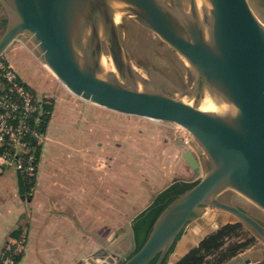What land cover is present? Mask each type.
<instances>
[{"label":"water","instance_id":"1","mask_svg":"<svg viewBox=\"0 0 264 264\" xmlns=\"http://www.w3.org/2000/svg\"><path fill=\"white\" fill-rule=\"evenodd\" d=\"M0 9L6 19L0 56L28 35L71 93L114 111L175 123L206 157L204 172L164 206L138 249L134 220L82 264H109L113 257L116 264H149L154 258L153 264L165 258L176 264L207 234L240 221L264 243V223L234 202L236 193L264 211V23L248 0H0ZM118 14L174 50L189 80L179 85L152 66L141 74ZM182 156L191 168L199 167L190 149ZM228 190L225 201L221 195ZM200 206L208 209L194 217ZM127 235L131 249L109 253ZM262 258L264 245L225 264Z\"/></svg>","mask_w":264,"mask_h":264},{"label":"crops","instance_id":"2","mask_svg":"<svg viewBox=\"0 0 264 264\" xmlns=\"http://www.w3.org/2000/svg\"><path fill=\"white\" fill-rule=\"evenodd\" d=\"M26 41V35L16 39L2 56L52 106L34 175L23 180L14 168L0 173V263L19 232L23 246L15 264H82L115 241L157 192L176 180L200 177L204 154L175 123L74 95ZM186 149L198 168L186 163ZM131 247L127 235L109 253ZM116 263L113 257L109 264Z\"/></svg>","mask_w":264,"mask_h":264},{"label":"built area","instance_id":"3","mask_svg":"<svg viewBox=\"0 0 264 264\" xmlns=\"http://www.w3.org/2000/svg\"><path fill=\"white\" fill-rule=\"evenodd\" d=\"M0 83V173L6 168H14L23 180H27L34 175L38 164L33 142L42 143L45 137V131L39 128L40 118L36 115L41 97L2 55ZM188 136L191 138L189 133ZM19 240L22 241L16 238L13 243ZM18 244L6 246L1 253L0 264H15Z\"/></svg>","mask_w":264,"mask_h":264},{"label":"rangeland","instance_id":"4","mask_svg":"<svg viewBox=\"0 0 264 264\" xmlns=\"http://www.w3.org/2000/svg\"><path fill=\"white\" fill-rule=\"evenodd\" d=\"M248 2L254 10L255 14L258 16V18L264 23V0H248ZM0 17H4V12L1 9ZM116 20L124 27L126 47L128 53L141 74L145 75L148 70V67L152 66L153 68L158 69L166 76L171 78L177 84L182 85L181 79L178 76L176 69H174V67L164 58L167 57L168 59L172 60L176 65L177 69L182 74H189L186 63L174 50H172L156 34L141 25L132 17L118 14ZM1 30L2 27H0V33ZM119 30L120 33L123 32V29L121 27ZM26 39V42L28 43L27 45L31 48L34 47L33 49L36 51L37 48L32 42L31 37L26 35ZM202 162L204 166V164H206V157L204 155L202 156ZM230 194L231 191L228 190L224 192L221 197L223 200L227 201L229 199ZM234 202L236 205H238L239 207H241L242 209L250 213L252 216L264 223L263 210H261L260 208L252 204L250 201L236 193H234ZM204 207L205 206H200L196 208L195 213L199 214L202 209H204ZM248 239L250 240L248 246L244 250L238 252L235 256L241 253H245L250 249H253L254 247L264 245L263 241L259 239V237L252 231V229H250L244 222L240 221V226L235 229L229 236H227L223 247L228 248L231 243L245 242ZM20 241L21 240L15 243H19L18 249L21 251L23 244L22 241ZM15 243H13V245H15ZM15 247H17V245ZM218 253L219 252H215L214 254H211L207 257V259L210 260V263H213L216 260ZM228 260H223L220 264H225Z\"/></svg>","mask_w":264,"mask_h":264},{"label":"trees","instance_id":"5","mask_svg":"<svg viewBox=\"0 0 264 264\" xmlns=\"http://www.w3.org/2000/svg\"><path fill=\"white\" fill-rule=\"evenodd\" d=\"M5 21L6 19L3 17L0 21V27L4 26ZM47 100H49V102ZM51 106L52 102L48 98H41V100L38 101V110L36 115L40 118L39 128L43 131H45L51 113ZM33 144L34 153L38 161L42 143L33 142ZM195 180H176L154 195L151 203L135 218V224L133 225L135 250L139 248L147 237L151 225L158 213L176 195L189 188ZM239 226L240 222L228 223L221 226L217 230L210 232L196 246L190 249L180 260H178L176 264H220L223 260L232 258L238 252L244 250L250 241L248 239L245 242H234L231 243L228 248L223 247L227 236H229ZM18 236L19 232L14 233V237L17 238ZM4 248L6 249V246ZM215 252H219L216 260L213 263H210V260H208L207 257ZM19 258L20 253L14 255L15 262H17ZM154 262L155 258L151 260L149 264H153ZM161 264H166V258L163 259ZM251 264H264V258Z\"/></svg>","mask_w":264,"mask_h":264},{"label":"flooded vegetation","instance_id":"6","mask_svg":"<svg viewBox=\"0 0 264 264\" xmlns=\"http://www.w3.org/2000/svg\"><path fill=\"white\" fill-rule=\"evenodd\" d=\"M3 18V17H2ZM1 17H0V21H1V19H2ZM175 69V68H174ZM176 71H177V74H178V76L180 77V79H181V81H183V84L185 83V82H187L188 80H189V74H187V73H181L179 70H177L176 69Z\"/></svg>","mask_w":264,"mask_h":264},{"label":"bare ground","instance_id":"7","mask_svg":"<svg viewBox=\"0 0 264 264\" xmlns=\"http://www.w3.org/2000/svg\"><path fill=\"white\" fill-rule=\"evenodd\" d=\"M108 66H109V62H108Z\"/></svg>","mask_w":264,"mask_h":264}]
</instances>
